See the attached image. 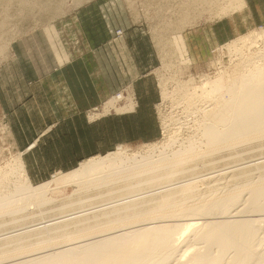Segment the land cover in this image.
<instances>
[{
    "label": "bare ground",
    "instance_id": "6f19581e",
    "mask_svg": "<svg viewBox=\"0 0 264 264\" xmlns=\"http://www.w3.org/2000/svg\"><path fill=\"white\" fill-rule=\"evenodd\" d=\"M222 4L221 14H229L246 1ZM262 37L264 30L251 31L227 48L232 56H247ZM173 39L184 62L191 64L185 37ZM260 56L235 77L221 69L214 78L204 75L193 92L183 90L187 103L198 96L214 107L197 123L199 133L194 130L182 142V127L169 130L165 142L149 144L144 152L118 148L38 185L21 156L0 165V264L20 259L11 264H264ZM133 100L121 108L132 110ZM53 184L73 185L74 191L57 199Z\"/></svg>",
    "mask_w": 264,
    "mask_h": 264
},
{
    "label": "rangeland",
    "instance_id": "374dc122",
    "mask_svg": "<svg viewBox=\"0 0 264 264\" xmlns=\"http://www.w3.org/2000/svg\"><path fill=\"white\" fill-rule=\"evenodd\" d=\"M228 1L0 0V85L7 80L14 84L17 76L19 95L16 101L20 105L18 119L14 116L11 118L12 112L5 111L4 101L0 98V165L15 156H21L30 180L38 185L53 179L58 172H68L79 167L88 158L106 155L118 148L129 153L144 152L147 145L165 142L171 135L170 132L180 127L183 129L181 142L187 135L199 133L198 124L202 122L204 113L213 109L214 102L206 103L205 98L197 96L198 99L194 97L196 100L193 99L194 105L190 103L191 106L181 98L184 91L193 92V87L203 83L204 75L214 78L221 69L235 77L251 66V59L255 56H264V37L260 39L259 48H253L252 53L248 52L247 56H232L227 48V43L238 36L251 31L261 33L264 30V22L243 23L250 16V9L240 15L242 19H238V26L241 32L235 37L228 40L226 36H222L218 41L207 40V34L215 23L238 16L235 11L221 14V3L224 5L227 2V5ZM242 10L243 8L237 10V14ZM253 16L262 19L258 14ZM178 34L185 37L191 64L185 63L178 52L173 39ZM191 34L197 37L194 46L201 50L202 55L206 53V57L199 62L195 61L191 53L188 42ZM127 36L134 43L138 42L137 49L146 41L152 44L155 52L153 67L145 72L147 77L144 79H148L149 90L148 94L146 92V102L139 100L138 88H123L100 105L83 110V118L87 121L85 125L84 119L79 117L80 109L76 101L80 100L79 90L83 94H89L91 88H85L84 81L80 80L84 86L82 87L76 79L70 78L75 77L73 64L85 54L91 59L94 45L99 44V48H103L105 52L120 54L119 64L123 70L120 73L118 71L120 79L126 78V74L132 78L136 72L132 66L129 67L123 53L124 43L129 42ZM125 51L127 54V50ZM17 64L18 71L9 69L16 68ZM35 69H39L41 77L38 80L39 86L34 75ZM9 89L13 90L11 84ZM147 89L139 87L140 94ZM165 90L170 93L167 98L163 95ZM198 91L200 94L201 91ZM120 94L124 96L114 106L106 107L111 99ZM13 97L15 98V94L11 98ZM127 99H134L135 107L132 110L121 108L126 105ZM188 107L189 111H186ZM48 120L53 121L56 128L45 133L32 146L31 142L38 137L32 133L33 130L38 127L42 130L44 122ZM165 120L166 124L169 123L166 125L169 128L165 127ZM55 186L53 184L55 191L52 194L57 199H63L74 191L73 185L59 188ZM249 214H252L251 217ZM244 215L257 217H253L250 212H245ZM219 216L216 218L224 219ZM260 247L263 250L264 244Z\"/></svg>",
    "mask_w": 264,
    "mask_h": 264
},
{
    "label": "crops",
    "instance_id": "0c3cea01",
    "mask_svg": "<svg viewBox=\"0 0 264 264\" xmlns=\"http://www.w3.org/2000/svg\"><path fill=\"white\" fill-rule=\"evenodd\" d=\"M245 1L247 7L245 6L242 11H238L239 12L238 14L237 12H235L236 14L233 13L238 16H236L235 18L234 17L224 18L214 24L213 28L207 34L208 36L207 40L218 41L221 40L222 36H226V38L229 40L235 37L237 34H239L241 31L238 26V23L240 22L238 21V19H242L240 15H242V13L244 14L246 12V9H250L251 12H249L250 16H248L245 21L243 20V23L248 24L249 22L252 23L264 22V0H245ZM254 14H258L262 19H257L255 16H253ZM96 38L98 37L96 36ZM127 39L129 40V42H125V43L123 42L125 46L123 48V53L126 55V60L129 67L132 66L134 68L133 70L136 72V75L133 76L132 78H130L126 74V78L121 77L120 79L119 73L120 71H123L121 70L119 64L121 60L120 54L115 52L116 55L115 56L114 53H111V51L105 52L103 48L101 49L99 48V44L94 45L95 50L91 54L92 55L91 59L88 58L87 56L88 54H85L84 56L79 57L78 59L75 60L76 62H74L75 64H73L75 66L74 69L75 77H70V78L76 79V82H79L82 87L84 86L80 82V80L84 81L86 86L85 88L87 87L91 88L89 94H83V92L79 90L80 100L76 101L80 109L79 117L83 118L82 115L83 110L91 106L100 105L110 96L114 95L116 92H119L123 88L133 87L135 90L136 88H138V92L139 91L141 92V90H139V87H145V89H147L148 79H144L147 77L145 72L153 67V63L155 61L153 60L155 52H153L152 44L144 41L142 46L137 49L136 44H138V42L136 41V43H134L135 41H132L130 36H127ZM133 39L135 40V38ZM196 39L197 37L191 34L190 38L188 39V42L190 43L192 56L194 57L196 62H199L203 60L202 59L203 57L204 58L206 57V53L202 55L201 50H198L197 46H194ZM124 49L127 50V54ZM140 49H142V51H139ZM139 55L142 57H139ZM116 59L118 62L116 61ZM18 67L19 64L16 65V68H9V69H16V71H18ZM92 68L96 70V73L93 72ZM35 70L36 73L34 72V75L37 81V86H39L38 80H40L41 77L39 74V69H35ZM65 81L69 86V82L67 81L66 78ZM18 83L19 82L17 76H15L14 84L13 82L11 83L9 80H7L6 82L2 81L0 85V98L4 101L5 104L4 109L5 111L8 110L12 112L11 118H13L14 116L15 119H18V113L20 110L19 102L16 101V97L19 95L18 94L19 85H16ZM10 84L13 86V90L9 89ZM140 92L138 94L139 100L141 102H146L145 98L148 97L146 96V92L148 94L149 90L148 89L146 91L142 90L143 94H140ZM14 94H15V98L14 97L11 98ZM52 122L53 121L50 120L44 122L42 130L40 129V127H38L36 130H33L32 133H35L38 137L31 142L32 146L36 145V141H40L41 136H43L45 133L53 131L54 128H56V125L52 124ZM84 122L86 125L87 124L86 118L84 119Z\"/></svg>",
    "mask_w": 264,
    "mask_h": 264
},
{
    "label": "built area",
    "instance_id": "2783aa9c",
    "mask_svg": "<svg viewBox=\"0 0 264 264\" xmlns=\"http://www.w3.org/2000/svg\"><path fill=\"white\" fill-rule=\"evenodd\" d=\"M119 95V94H118Z\"/></svg>",
    "mask_w": 264,
    "mask_h": 264
}]
</instances>
